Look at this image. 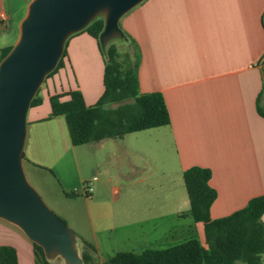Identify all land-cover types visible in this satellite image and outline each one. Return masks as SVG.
Masks as SVG:
<instances>
[{
  "label": "crops",
  "instance_id": "1",
  "mask_svg": "<svg viewBox=\"0 0 264 264\" xmlns=\"http://www.w3.org/2000/svg\"><path fill=\"white\" fill-rule=\"evenodd\" d=\"M31 2L0 0V13L7 14L0 26V59L2 51L17 42ZM119 23L125 36L109 43L121 57L128 54L132 63L138 62L139 91L162 93L170 114L168 125L142 131H157L154 142L168 154L173 147L182 176L192 166L211 170L209 183L217 191L211 218L227 216L263 195L264 115L259 108L264 113V0H143ZM102 48L85 31L68 38L63 66L44 80L39 88L42 103L27 112L23 149V163L52 175L59 198L85 199L89 206H106L107 193L116 201L120 188L109 185L110 177L95 175L99 167H88L82 146L101 149L119 169L126 158L133 172L139 167L129 157L140 152L128 139L142 131L74 145L65 117L51 116L50 98L62 95L61 100H68L70 92L80 91L86 105L96 104L104 92ZM94 176L98 184L86 196L84 184ZM187 203L188 195L183 200ZM183 204L177 202L172 213L163 216L186 220L192 228H180L178 232L190 235L172 245L194 237L204 240L203 224L194 221L191 211H181ZM111 211L109 206L108 216ZM71 228L82 252L84 241L77 244L84 238L82 229ZM0 245L15 248L19 264H36L33 241L2 218ZM96 250H90L92 260Z\"/></svg>",
  "mask_w": 264,
  "mask_h": 264
},
{
  "label": "trees",
  "instance_id": "2",
  "mask_svg": "<svg viewBox=\"0 0 264 264\" xmlns=\"http://www.w3.org/2000/svg\"><path fill=\"white\" fill-rule=\"evenodd\" d=\"M104 26L105 17L97 15L80 32H88L99 41ZM67 41L57 66L45 79L63 66ZM12 47L2 51L1 59ZM102 51L105 55L104 92L96 104L86 105L80 91L70 92L68 100H61L62 95L50 98L51 116L65 117L72 143L81 145L119 138L168 125L170 114L162 93L139 91L138 62L132 63L128 54L121 57L117 46L109 41ZM39 90L31 106L42 103ZM259 112L264 115L260 108ZM211 175L209 168L201 166H192L183 172L192 217L196 223L203 224V241L194 237L139 253L118 251L103 264H264V194L253 197L243 208L227 216L213 219L210 210L217 191L209 183ZM33 245L36 264H50L43 247L35 242ZM94 249V245L84 241V264H90V250ZM0 264H19L15 248L0 245Z\"/></svg>",
  "mask_w": 264,
  "mask_h": 264
},
{
  "label": "water",
  "instance_id": "3",
  "mask_svg": "<svg viewBox=\"0 0 264 264\" xmlns=\"http://www.w3.org/2000/svg\"><path fill=\"white\" fill-rule=\"evenodd\" d=\"M143 0H32L20 35L0 60V218L19 226L46 256L84 264L68 224L44 202L23 169L27 112L36 92L60 60L66 40L105 12L102 47L124 37L121 17Z\"/></svg>",
  "mask_w": 264,
  "mask_h": 264
},
{
  "label": "rangeland",
  "instance_id": "4",
  "mask_svg": "<svg viewBox=\"0 0 264 264\" xmlns=\"http://www.w3.org/2000/svg\"><path fill=\"white\" fill-rule=\"evenodd\" d=\"M98 15L105 17V12ZM119 25L121 27V23ZM113 39L122 41L121 36H114L110 40ZM156 133L148 130L130 135V143L133 142L141 155H145L144 159L139 152L129 157L139 167L133 172L126 158H123L119 169L116 160L107 159L101 149L92 144L82 146L88 167L92 171L99 167L95 175L101 180L110 177L109 185L120 188V197L116 201L112 199L111 193L104 196L106 206L99 203L89 206L85 199L72 201L59 198L56 189L58 185L52 175L33 168L27 162L23 163L28 182L49 208L70 228L82 229L84 238L77 241L78 246L86 241L96 247L90 264H102L118 251L139 253L147 248L172 245L190 235L189 232H178L180 228L185 231L192 229L188 221L173 215L163 217L172 213L177 202L183 204L187 191L173 147L168 154L167 148L161 144L156 145ZM97 184L98 181H95L93 189ZM109 206L112 207V213L108 216ZM181 211L190 213L189 203L183 204ZM79 254L82 257L80 250ZM47 258L50 264H69L60 254L53 253Z\"/></svg>",
  "mask_w": 264,
  "mask_h": 264
},
{
  "label": "built area",
  "instance_id": "5",
  "mask_svg": "<svg viewBox=\"0 0 264 264\" xmlns=\"http://www.w3.org/2000/svg\"><path fill=\"white\" fill-rule=\"evenodd\" d=\"M7 20V14L4 12L0 13V26H4ZM97 180V176H94L91 181L84 184L85 195L89 196L93 191V182Z\"/></svg>",
  "mask_w": 264,
  "mask_h": 264
}]
</instances>
